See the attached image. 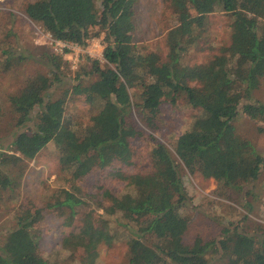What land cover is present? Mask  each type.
I'll return each instance as SVG.
<instances>
[{"label":"trees","instance_id":"obj_1","mask_svg":"<svg viewBox=\"0 0 264 264\" xmlns=\"http://www.w3.org/2000/svg\"><path fill=\"white\" fill-rule=\"evenodd\" d=\"M137 1L34 0L27 4V14L55 40L86 46L93 36L91 28L100 26L107 43V64L91 60V70L78 73L76 80L93 74L96 80L71 84L62 96L52 97L63 81L62 64L56 56L49 57L54 66L49 74L38 73L10 97L19 130L12 144L29 160L55 143L61 168L79 180L96 168L118 161L132 163L131 140L140 132L132 120L134 112L157 129L162 103H176L184 96L198 113L176 139L174 151L155 142L152 167L128 181L129 190L114 196L108 211L129 228L130 264H208L212 251L226 256L228 264H264V232L247 231L241 227L244 224L223 227L217 243L185 241L192 219L182 209L191 197L180 173L182 162L191 173L241 190L264 170V153L233 123L241 110L254 120L264 119V103L253 96L264 76V0H167L178 25L169 33L165 56L159 51L143 52L134 43ZM218 11L230 14V43L205 62L190 64L186 60L190 45ZM11 51L5 50L9 55ZM131 88H136L137 100ZM70 94L83 95L92 107L89 120L67 118ZM15 157L0 152V162ZM14 178L0 167V187H14ZM62 196L55 206L74 208L85 201L68 189L62 190ZM40 217L39 210L28 209L19 218L0 245V264H53L39 253L33 228ZM70 255L69 263L75 264L78 259Z\"/></svg>","mask_w":264,"mask_h":264},{"label":"rangeland","instance_id":"obj_2","mask_svg":"<svg viewBox=\"0 0 264 264\" xmlns=\"http://www.w3.org/2000/svg\"><path fill=\"white\" fill-rule=\"evenodd\" d=\"M33 1L0 0V152L17 155L7 163L5 159L0 162L2 171L16 178L14 187H0V245L10 230L18 226L19 218L33 209L41 212L33 228L38 234L39 253L49 257L53 264H70L67 258L71 253L78 259L75 264H130L129 228L119 223V217L108 213L115 202L114 196L128 191V181L152 167L150 154L155 142L160 141L174 151L176 139L190 126L198 110L184 96L176 103L165 100L157 129L150 128L134 112L132 120L140 132L131 140L132 163L118 161L106 168H96L79 180L61 168L60 148L55 143H50L34 159L21 157L12 144L19 130L11 95L21 91L38 73L49 74L51 67L54 68L48 62L51 56H56L62 64L63 79L52 97L62 96L71 84L96 80L95 74L76 80L78 73L91 70V60H99L103 66L107 64L104 57L107 43L100 26L91 28L93 36L86 46L74 43L58 46L52 35L27 14L26 6ZM134 21V43L143 52L159 51L165 56L169 33L178 25L168 1L138 0ZM230 22V14L226 12L210 15L206 28L199 31L195 43L190 45L186 60L190 64L205 62L221 46L228 45ZM7 49L12 54L6 53ZM130 92L137 100L136 88ZM253 96L264 103V76ZM92 112L83 95H68V119L89 120ZM233 123L242 137L264 153V119L254 120L241 110ZM180 173L191 197L182 209L192 219L185 234L186 242L217 243L223 227L232 223L244 224L242 229L245 226L247 231L257 234L264 232V170L241 190L227 188L201 173H191L182 162ZM63 189L73 191L85 201L74 208L55 206ZM250 203L252 206H247ZM207 258L208 264H228V258L221 252H209Z\"/></svg>","mask_w":264,"mask_h":264},{"label":"built area","instance_id":"obj_3","mask_svg":"<svg viewBox=\"0 0 264 264\" xmlns=\"http://www.w3.org/2000/svg\"><path fill=\"white\" fill-rule=\"evenodd\" d=\"M55 41L57 42V45L58 46L66 47V46L69 45V43H66V42H63V41H59V40H55Z\"/></svg>","mask_w":264,"mask_h":264}]
</instances>
